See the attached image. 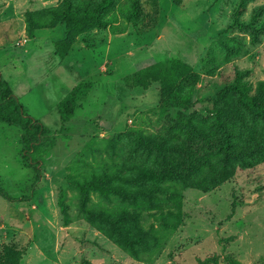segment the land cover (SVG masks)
<instances>
[{"label": "rangeland", "instance_id": "obj_1", "mask_svg": "<svg viewBox=\"0 0 264 264\" xmlns=\"http://www.w3.org/2000/svg\"><path fill=\"white\" fill-rule=\"evenodd\" d=\"M102 1L0 0L1 74L56 131L38 176L21 130L0 121V264H264V118L232 88L262 101L264 0H113L68 37L66 11ZM170 57L193 68L180 88L197 132L160 104L159 84L124 81ZM81 84L62 125L58 106Z\"/></svg>", "mask_w": 264, "mask_h": 264}, {"label": "trees", "instance_id": "obj_2", "mask_svg": "<svg viewBox=\"0 0 264 264\" xmlns=\"http://www.w3.org/2000/svg\"><path fill=\"white\" fill-rule=\"evenodd\" d=\"M113 0H103L93 10L88 11L84 17H78L73 14L70 8L64 15L67 36L70 37L75 32L84 30L89 26L99 24L98 14L100 11L109 7ZM56 54L65 59L70 51V45L67 40L55 43ZM193 68L188 63L176 57H170L143 68L136 70L133 74L124 78L126 85L130 89L148 90L153 84L160 85L159 101L160 104L169 109H178V118L185 122L191 132H197L188 116L182 113V110L196 109L197 102L191 97L181 95L180 83L183 79L190 76ZM87 84L76 86L72 92L59 104V114L62 125L72 120L77 112V102L79 95ZM86 88V87H85ZM232 88L238 92L239 101L253 117L264 118V87L262 88V101L257 103L249 98L243 85L236 82ZM0 121L8 126L16 127L21 130L22 160L24 168H33L40 176L41 158L44 154L53 149L56 144V131L47 128L41 122L28 116L19 99L14 95L12 88L4 80L0 71ZM215 124L223 137L225 147H230L229 133L219 117L215 119ZM0 194L10 199L0 188Z\"/></svg>", "mask_w": 264, "mask_h": 264}]
</instances>
